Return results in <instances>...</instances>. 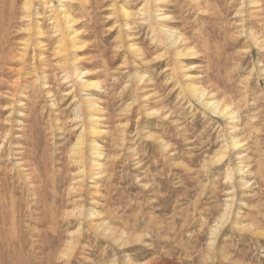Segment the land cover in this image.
<instances>
[{
  "label": "rangeland",
  "instance_id": "obj_1",
  "mask_svg": "<svg viewBox=\"0 0 264 264\" xmlns=\"http://www.w3.org/2000/svg\"><path fill=\"white\" fill-rule=\"evenodd\" d=\"M0 264H264V0H0Z\"/></svg>",
  "mask_w": 264,
  "mask_h": 264
},
{
  "label": "bare ground",
  "instance_id": "obj_2",
  "mask_svg": "<svg viewBox=\"0 0 264 264\" xmlns=\"http://www.w3.org/2000/svg\"><path fill=\"white\" fill-rule=\"evenodd\" d=\"M158 2V1H157ZM148 8V7H147ZM65 15V14H64ZM145 15V14H144ZM143 15V16H144ZM64 17V16H63ZM57 19V18H56ZM64 20H66V22H68V23H70V21H71V19L70 18H68V16L67 17H65L64 18ZM71 24V23H70ZM61 26V25H60ZM64 27V26H63ZM68 27H69V25H68ZM162 28V27H161ZM163 29V28H162ZM164 32V31H163ZM166 33V39H168L169 41H170V43L172 44V46H174L173 48L175 49V46H176V44H178L179 42H180V40L178 41L176 38H175V36H176V33H173V32H165ZM68 34V33H67ZM163 34V33H162ZM175 35V36H174ZM250 35V34H249ZM65 36V35H64ZM163 36V35H162ZM65 38V37H64ZM179 38H180V36H179ZM157 39V38H156ZM159 39V38H158ZM165 40V39H164ZM176 40H177V42H176ZM257 41V40H256ZM63 46H65V44H63ZM263 46V45H262ZM170 47V46H169ZM180 52V51H179ZM179 52L178 51H176V54L178 53L179 54ZM65 53V52H64ZM189 53H190V51H189ZM188 53V54H189ZM182 54V53H181ZM63 55V54H62ZM65 55V54H64ZM80 72V71H79ZM78 72V73H79ZM14 85V84H13ZM190 89H193V90H196L197 88H195L194 86H192ZM201 90V89H200ZM198 95V94H197ZM201 96H203L204 97V94L203 93H201L200 94ZM199 96V95H198ZM201 98V97H200ZM205 102V101H204ZM209 104H211V107L214 109V112H216L217 114L219 113V114H221V113H225L229 108L228 107H226V108H223V110H222V107H221V105H220V103H218L217 101H215V102H213V103H209L208 101L205 103V105H209ZM228 113H230L231 114V112H229V110H228ZM227 114V113H226ZM225 115V114H224ZM233 116V115H232ZM95 130V129H94ZM92 131V130H91ZM84 136V135H83ZM83 140H84V138H83ZM80 141V140H79ZM234 143V142H233ZM232 143V144H233ZM85 144V143H84ZM238 145V144H237ZM85 146V145H84ZM82 157V156H81ZM83 173V172H82ZM245 173H247V172H245ZM32 175V174H31ZM27 179V178H26ZM32 188H34V187H32ZM79 189V188H78ZM118 240H120V238L118 239ZM125 244V243H124ZM66 256V255H65Z\"/></svg>",
  "mask_w": 264,
  "mask_h": 264
}]
</instances>
